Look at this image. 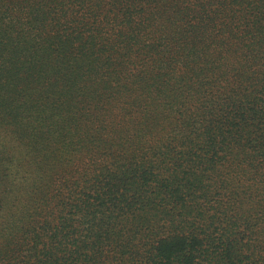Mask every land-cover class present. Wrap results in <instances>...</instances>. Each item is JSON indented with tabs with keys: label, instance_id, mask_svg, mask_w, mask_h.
<instances>
[{
	"label": "trees",
	"instance_id": "trees-1",
	"mask_svg": "<svg viewBox=\"0 0 264 264\" xmlns=\"http://www.w3.org/2000/svg\"><path fill=\"white\" fill-rule=\"evenodd\" d=\"M0 264H264V0H0Z\"/></svg>",
	"mask_w": 264,
	"mask_h": 264
}]
</instances>
